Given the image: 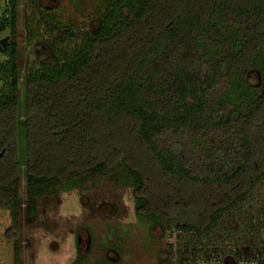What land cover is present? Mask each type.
Here are the masks:
<instances>
[{
    "label": "trees",
    "instance_id": "1",
    "mask_svg": "<svg viewBox=\"0 0 264 264\" xmlns=\"http://www.w3.org/2000/svg\"><path fill=\"white\" fill-rule=\"evenodd\" d=\"M25 3L39 12L26 21L33 54L23 68L17 0H5L0 16V36L9 35L0 45V208L14 209L16 226L21 170L34 218L44 195L117 165L136 214L164 215L169 227L206 237L264 175V0H102L98 26L81 32L47 14L39 0ZM220 13L251 20L252 34L230 40L215 20ZM183 26L191 38L205 36L223 51L205 65L204 52L179 40ZM38 30L47 31V40ZM42 43L51 55H37ZM163 43L171 45L170 67L193 77L171 111L154 107L158 88L138 78ZM251 68L262 76L259 84L250 81ZM221 81L227 88L211 102L208 91ZM201 119L239 134L241 160L231 172L222 171L220 146L209 152L204 174L196 160L176 161L157 148L158 134L185 138Z\"/></svg>",
    "mask_w": 264,
    "mask_h": 264
},
{
    "label": "rangeland",
    "instance_id": "2",
    "mask_svg": "<svg viewBox=\"0 0 264 264\" xmlns=\"http://www.w3.org/2000/svg\"><path fill=\"white\" fill-rule=\"evenodd\" d=\"M4 1L0 0V16ZM101 2L39 0L47 14H58L71 29L80 32L98 26L95 16L101 10ZM38 12L25 0H17L16 42L21 68L32 60L33 54L27 40L26 21ZM215 20L230 40L252 34L251 20L241 19L234 13L217 14ZM38 31L39 35L43 34ZM46 32L42 35L43 41L47 40ZM4 37L8 44V31L0 39ZM178 38L198 48V52H204L205 65L223 51L221 45L213 44L205 36L191 38L187 26L182 27ZM170 50V43L158 46L149 54L138 78L143 85L149 83L158 88L153 106L171 111L177 107L180 90L193 77L187 80L170 67ZM43 52L52 53L46 43L38 48L37 55ZM249 72L253 84L262 82L256 69L251 68ZM225 88V83L219 82L208 91V99L217 101ZM205 125L207 130L201 133L200 128ZM154 142L176 161L196 160L202 174L206 172L207 158L214 147H222L223 172H231L242 155L237 132L223 133L205 119L185 138L165 131ZM225 145H228L226 152ZM133 205L129 181L116 165L79 179L73 185L59 186L53 196L44 195L38 200L36 216L32 218L27 212L26 180L21 170L15 205L16 226L12 219L14 209L0 208V264H264V175L245 199L225 211L215 228L201 240L195 239L191 232L169 227L164 215L157 219L139 216Z\"/></svg>",
    "mask_w": 264,
    "mask_h": 264
},
{
    "label": "water",
    "instance_id": "3",
    "mask_svg": "<svg viewBox=\"0 0 264 264\" xmlns=\"http://www.w3.org/2000/svg\"><path fill=\"white\" fill-rule=\"evenodd\" d=\"M6 40H7V37H4V38L0 39V45L5 47L6 46Z\"/></svg>",
    "mask_w": 264,
    "mask_h": 264
}]
</instances>
